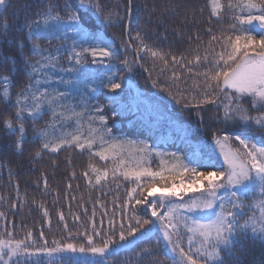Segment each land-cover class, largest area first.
<instances>
[{
	"label": "trees",
	"instance_id": "16d2710c",
	"mask_svg": "<svg viewBox=\"0 0 264 264\" xmlns=\"http://www.w3.org/2000/svg\"><path fill=\"white\" fill-rule=\"evenodd\" d=\"M66 2L71 10L80 14L84 27L101 38L88 40L83 43V47L97 45L105 47L107 44L102 43L103 40L114 44L116 49V55L110 60H103L102 63L93 64V58L89 54L85 64L80 66L83 71L71 74L59 72L60 67H72L65 53L59 58L56 75L63 76L65 80L79 79L82 83L75 89L60 84L56 79L41 85L42 89L47 87L49 91L58 89L60 92L70 93L68 99L62 103L76 105L77 112L84 111L81 124L85 131L89 123L88 116L97 115L95 108L102 105V114L108 118L106 127L111 129L110 135L104 134L105 141L113 139L124 141L125 158H129V151L137 157L144 155L136 150L146 145L149 153L163 154V160L170 166L175 162L172 154L187 158L195 148L212 140L214 135L231 130L224 119V108L218 105L224 93L215 88L208 89L204 77V73L212 67V57L224 50V38L231 36L234 39L235 35L240 34L239 30L230 27L236 23L233 17L240 13L227 7L229 0H219V3L224 5L219 11V16L214 14L212 0H131L132 19L128 35L126 31L129 0H98L103 15L106 16L110 12L118 14L119 20L114 15L112 24L101 23L103 16L96 19L89 14L91 9L88 12L82 11L76 0H6V4L0 10V77H9L12 82L10 85L12 101H15L16 94L26 86L29 79L25 75L22 54L32 61L40 59L31 54V44L27 37L28 26L50 3L59 5L56 11L64 16ZM5 24L6 32L3 30ZM64 31L68 32L67 39H52L50 44L47 39H39L37 42L53 52L58 45L70 48L76 37L70 29ZM137 33L140 36L139 40ZM213 36L217 37L215 41L212 40ZM141 40L149 48L165 53L167 64L143 50ZM21 42L23 48L19 46ZM134 51L139 55L141 66L137 63ZM205 53L208 55L207 60L204 59ZM47 54L46 52L45 55ZM173 56L177 58L175 62L172 60ZM196 56L201 57L199 63L194 62ZM5 57L14 58V62ZM125 59L129 61V67L124 65ZM109 77L113 82L120 83V89L112 90L103 86L108 84ZM129 78L135 79L142 91L153 94V91L157 90L169 99L173 109L168 108L173 114L191 116L197 133L185 137L148 122L128 95ZM36 79L42 77L37 76ZM5 87L6 81L0 80V96ZM91 88H96V91L91 92ZM205 93L215 100L214 104L201 103ZM111 96H116L117 101L110 100ZM114 112L117 114L113 115ZM208 117H210L208 123L205 124ZM8 119L12 120L14 127L20 123L24 125L26 139L22 152L15 149L19 132L10 135L4 126L5 120ZM53 119L52 112L45 111L43 118L35 122L27 114L23 120H17L14 104L0 101V212L4 213V218L0 219V236L8 232L16 239H22L31 231L38 245L46 239L49 247L53 246V240L87 246L82 234L85 229L89 233L92 231L90 221L93 218V211L97 227L101 219L104 221L102 235L105 239L109 234L110 218L114 217L116 220V230L111 235L117 240L121 219L126 230L133 209H137L138 215L151 219L150 215L139 210L142 206L135 205L134 201L130 206L125 203L128 192L136 187L132 180H126L117 174L115 179L110 175L107 180L96 183V173L89 165L93 164L100 169L112 167L111 159L105 161L92 154L101 150L99 142L91 150L63 147L57 152L50 149L41 151L43 140L34 139L35 129L47 127ZM55 119L58 121L56 135L61 132H72L77 127L75 118L67 121L60 120L59 117ZM92 126L101 129L104 127L99 122H93ZM253 132L254 130H249L248 136L255 142H260ZM256 135H261L262 138L264 131ZM37 151H41L40 156L35 155ZM146 166L153 171H159L162 166L161 157L151 155L150 164ZM142 180L146 187L148 178L144 177ZM176 182L179 183V180ZM156 184L160 186L158 178ZM144 194L147 195V192ZM256 197L260 199L258 193ZM137 198L141 197L137 195ZM101 204L104 207H101ZM121 205L125 207L121 209ZM45 209L47 216L44 214ZM61 212L64 215L63 221L59 219ZM75 216H79L80 219L75 220ZM65 223L67 228L64 227ZM147 227L149 226L145 225V228ZM41 229L44 231L42 238L39 236ZM69 232L73 234L71 237L68 235ZM137 237L134 247L105 256L106 263L103 264H156L157 261L171 264L166 258V255L171 254L167 252L166 243L159 232L150 234L148 238L137 233ZM128 239L131 240L132 237ZM95 241L101 244V236H95ZM236 252L241 264H264V243L259 240L245 239L242 246L237 247ZM69 257L80 260L85 258L72 255L44 256L41 264H68ZM228 264H231V261Z\"/></svg>",
	"mask_w": 264,
	"mask_h": 264
},
{
	"label": "snow or ice",
	"instance_id": "6c2138e0",
	"mask_svg": "<svg viewBox=\"0 0 264 264\" xmlns=\"http://www.w3.org/2000/svg\"><path fill=\"white\" fill-rule=\"evenodd\" d=\"M212 2L214 14L219 16V11L224 5L219 3V0H212ZM76 3L82 11L88 12L91 9L89 14L96 19L103 16L101 23L112 24L114 15L119 20L118 14L115 13L103 15V9L98 0H76ZM5 4L6 0H0V6ZM130 5L131 0H129V13ZM58 7L59 5L50 3L28 26L27 37L31 44V54L40 59L32 61L22 54L25 75L29 79L26 86L16 94L15 101H12L10 78L0 77V80L6 81L0 101L14 104L17 120H23L27 114L35 122L43 118L45 111L52 112L54 119L48 123V126L35 129L34 139L43 140L41 151L50 149L52 152H57L63 147L91 150L99 142L101 150L92 154L98 155L105 161L111 159L112 167L100 169L90 164L89 167L96 173V183L107 180L110 175L115 179L117 174L126 180H132L136 187L128 192L125 203L130 206L134 201L135 205L142 206L139 210L150 215L151 219L138 215L137 209H133L126 230L125 223L121 219L117 240L111 235L116 230V220L114 217L110 218L109 234L105 239L102 235L104 221L101 219L97 227L95 211H93V218L90 221L92 231L89 233L85 229L82 234L87 246L53 240V246L49 247L46 239L38 245L31 231H28L22 239H16L12 233L5 232L3 236H0V264H41L44 256H63L65 253L86 254L83 260L69 257L68 264H103V257L134 247L138 240L137 233L141 237L148 238L155 232L162 233L167 252L171 254L166 255V258L171 264H228L229 261L231 264H241L236 250L238 246H242L245 239L251 238L264 243V141L255 142L244 131L239 134H229L225 131L223 135L212 137L210 143L213 147L207 150L204 145L198 146L187 158L172 154L175 162L170 166L163 160V154L149 153L146 145L136 150L144 155L137 157L129 151V158H125L124 141L104 140V134L110 135L111 129L106 127L108 118L102 114V105L95 108L97 115L88 116L89 123L85 131L81 124L85 115L84 111L77 112L76 105L62 103L68 99L70 93L60 92L58 89L49 91L47 87L41 88L42 84L51 82L53 79L73 89L82 83L79 79L65 80L63 76L56 75L59 58L65 53L72 67H60L59 72L70 74L83 71L80 66L85 64L89 54L93 58V64L102 63L105 59L110 60L116 55L115 45L108 41L101 40L102 43L107 44L105 47L99 45L83 47L84 42L101 38L84 27L80 14L71 10L67 2L63 9L64 16L56 11ZM227 7L240 13L233 17L236 23L230 26L233 30H239L240 34L235 35L234 39L231 36L224 38V50L212 57V67L204 73L205 84L208 89L215 88L224 93L229 101L233 100L229 90L235 93L237 101L235 106L231 103L224 105L226 122L238 120L245 128L255 126L264 129V113L250 116L248 109L239 103L242 98L251 97L254 107L264 108V0H229ZM65 29H70L76 37L70 48L58 45L53 52L37 42L39 39H47L50 44L52 39H67L68 32L64 31ZM3 30L7 31L6 24ZM137 39H140L139 33H137ZM216 39L217 37H212L213 41ZM141 45L143 50L150 52L153 57L164 60L167 64L165 53L149 48L143 44L142 40ZM19 46L23 48V43L21 42ZM46 52L47 55H45ZM5 59L14 62V58L5 57ZM176 59L175 56L172 57L174 62ZM200 59V56H196L194 62L199 63ZM204 59H208L207 53ZM123 63L129 67L127 59ZM37 76H41L42 79H36ZM103 86L112 90L121 87L120 83L113 82L111 77L108 84ZM95 91L96 88H91V92ZM109 99L117 101L116 96H111ZM201 103L214 104L215 100L205 93ZM116 114L113 113V115ZM56 117L63 121L75 118L77 127L72 132H61L56 135L58 122ZM93 122H99L104 127L95 128L92 126ZM4 126L10 135L19 132L15 149L17 152H22L26 139L23 123L14 127L12 120L8 119L5 120ZM233 140L238 142L239 148L232 146ZM217 150L223 159V164H218L213 155V152ZM41 151H37L35 155L40 156ZM151 155L161 157L162 166L159 171H153L146 166L150 164ZM206 168L214 170H201ZM218 168H224V170H215ZM144 177L148 178L146 187L142 180ZM157 178L160 186L156 184ZM177 179L179 183L176 182ZM145 191L147 195L144 194ZM256 193L260 199L253 200L250 204L246 203V197ZM137 195L141 198H137ZM149 197L153 199L150 200ZM101 207H104L103 204ZM120 207L123 209L125 205ZM246 208L252 209L253 214L241 222L240 218L244 216ZM257 212L259 215L256 214ZM44 214L48 215L46 209ZM196 214L206 215L203 218H197ZM3 218L4 213L0 212V219ZM59 219L64 220L62 212L59 214ZM74 219L79 220L80 217L75 216ZM145 225L149 227L145 228ZM64 227L67 228V223ZM68 235L71 237L73 234L69 232ZM77 235L81 234L77 233ZM97 235L101 236V244L95 241ZM39 236L44 237L43 229L40 230ZM128 237L132 239L129 240ZM87 254L100 259H89ZM156 264H163V261H157Z\"/></svg>",
	"mask_w": 264,
	"mask_h": 264
},
{
	"label": "rangeland",
	"instance_id": "374dc122",
	"mask_svg": "<svg viewBox=\"0 0 264 264\" xmlns=\"http://www.w3.org/2000/svg\"><path fill=\"white\" fill-rule=\"evenodd\" d=\"M3 6L4 5L0 6V10ZM138 57H139V55H138ZM139 61H140V59H139ZM140 66H141V63H140ZM141 71H142V69H141ZM128 86H129V89H128L129 97L136 104V106L139 108L141 114L143 115V117H145L147 119L148 122H150L151 124H153L157 127H160V128L162 127L164 130L176 132V133L180 134L181 136H185V137H189V136H192L193 133L194 134L197 133V131L194 129V121L192 120L191 116L184 117L183 115H178L175 113L173 114L171 111H169V108L171 105L169 106L164 100L160 99L155 94L153 95V94H150L146 91H142L141 87L136 84L135 79H133V78L128 79ZM155 91H157V90H155ZM229 91H230V94L233 96V100L229 101L228 99L225 98V95H223L222 98L220 99L221 102L218 103V105H221L222 108H224L225 104H229V103H231L233 106H235V104L237 102L235 100V93L232 92L231 90H229ZM167 100H169V99H167ZM239 103H241L245 108L248 109V114L250 116H256L259 113H264V108H259V107L253 106L251 97H244L239 101ZM172 109L173 108H170V110H172ZM209 118L210 117H208V119H206L205 124L208 123L207 121L209 120ZM228 126H229V128H231V130H236V131H247V132H249V130H254L253 134L255 136H257L256 134H259L262 131H264V129H260V128L255 127V126H252L250 128H245L244 126L241 125V123L238 120L228 121ZM231 130H227V132L229 134H233L230 132ZM219 135H223V133H221ZM249 138H251V137H249ZM257 140L264 141V136L260 139H257ZM210 142H211V140H209L205 144H203L204 146H206L205 150L213 147V145H211ZM231 143H232V146L235 148L240 147L238 142H236L235 140H233ZM213 155L216 157V160L219 164H223V159L221 156H219L218 150L214 151ZM224 167H226V165ZM221 170H224V168H222ZM151 199H153V197H150V200ZM253 200H259L256 197V194H252V195L246 197V203L250 204L253 202ZM244 212H245L244 216H242L240 218L241 222H244L245 220H247L249 218V216H251L253 214L252 209L246 208L244 210ZM256 214L259 215L258 212ZM196 215H197V217L201 216V218H203L206 214H196ZM160 234L162 235V233H160ZM64 255L85 257L86 254L65 253V254H63V256ZM57 256L61 257L60 255H57ZM87 257L100 259L99 257H91V254H87ZM103 263H106L105 257H103Z\"/></svg>",
	"mask_w": 264,
	"mask_h": 264
},
{
	"label": "water",
	"instance_id": "95a60500",
	"mask_svg": "<svg viewBox=\"0 0 264 264\" xmlns=\"http://www.w3.org/2000/svg\"><path fill=\"white\" fill-rule=\"evenodd\" d=\"M130 7H131V12L128 14V21H127V31H126V35H128L129 27H130V23H131V19H132V4L130 5ZM131 48L134 50L133 47H131ZM134 52L136 53V56H137V63H138V65L140 66V61H139L138 54H137L136 51H134ZM153 94H155V95H156L157 97H159L160 99L164 100L169 106L171 105V102H170L169 100H167L164 96H162L159 92H157V91H153ZM170 108H172V107L170 106ZM230 132L233 133V134H239L241 131L232 130V131H230ZM252 134H253V133H252ZM260 137H261V135L256 136L257 139L260 138Z\"/></svg>",
	"mask_w": 264,
	"mask_h": 264
}]
</instances>
